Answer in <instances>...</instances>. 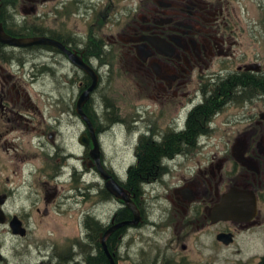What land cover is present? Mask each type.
Listing matches in <instances>:
<instances>
[{"label":"flooded vegetation","instance_id":"obj_1","mask_svg":"<svg viewBox=\"0 0 264 264\" xmlns=\"http://www.w3.org/2000/svg\"><path fill=\"white\" fill-rule=\"evenodd\" d=\"M0 29L57 42L0 40V148L12 162L0 164V264H264V0H0ZM68 51L98 75L84 110L137 222L91 156L77 102L93 78ZM115 73L139 88L131 121L143 127L120 169L100 138L113 105L92 108ZM48 76L65 78L62 92L76 84V149L64 108L46 116L37 104L33 86ZM139 164L137 179L130 169ZM92 193L91 206L76 198ZM65 198L87 233L59 250L28 233Z\"/></svg>","mask_w":264,"mask_h":264},{"label":"rangeland","instance_id":"obj_2","mask_svg":"<svg viewBox=\"0 0 264 264\" xmlns=\"http://www.w3.org/2000/svg\"><path fill=\"white\" fill-rule=\"evenodd\" d=\"M65 78H59L55 80L51 76L41 77L34 84L33 89L38 97V106L45 113H51L54 116H60L59 110L63 108L64 118H70V124L68 129V143H74L75 149L77 148L76 138L80 131V127L77 124L72 123V118L75 117L72 107L75 108L76 96V84L68 83L65 85V90L62 92V83H65ZM74 85V87H73ZM139 92V88L131 82V79L127 75L121 73H115L111 77V82L105 80L101 84L98 92L93 99L92 108L97 112H101L107 104H112V115L114 118L111 122V128L105 131L101 136V143H103L106 155L108 158H112V164L118 169L126 167L131 161L132 149L135 146L139 135L141 134L142 122L139 121L137 125H134L132 120L133 115L138 112L137 105L141 103V99H137L135 96ZM133 96V98H129ZM63 98V99H62ZM50 113L48 116H51ZM137 117H140L138 114ZM122 118H125L126 121ZM62 129V130H61ZM60 130L66 132V129ZM34 134V132H30ZM6 149V148H4ZM5 162L8 166L12 165L7 153L0 148V164ZM94 179L93 174L87 175V180ZM20 181V179H19ZM23 181V179H22ZM8 181L0 175V184H5ZM92 192L96 191V188L91 189ZM76 198L80 200V203L85 198L86 206H91L92 200H95V193L83 196L77 194ZM73 201L76 203L75 197ZM106 208V206H102ZM80 207L76 204L68 203L66 198L63 200V205L60 208L61 211L53 207L52 216L44 219L42 222H30L31 230L28 233L29 236L36 235L38 240H43L45 236H48L54 245L59 246V250H63V246L71 241L74 236L85 235L87 233L86 228L79 222V210ZM108 210V208H106ZM6 243L12 245L11 233L6 232L4 234ZM24 244H28L26 240L22 241ZM7 257L10 259L14 256V249L9 248ZM0 262H3L0 260Z\"/></svg>","mask_w":264,"mask_h":264},{"label":"water","instance_id":"obj_3","mask_svg":"<svg viewBox=\"0 0 264 264\" xmlns=\"http://www.w3.org/2000/svg\"><path fill=\"white\" fill-rule=\"evenodd\" d=\"M0 40L3 42H10V43L15 44V45H25V46L26 45L39 44V43H52V44L56 43L57 44L56 41H53L52 39H49L47 37H34V38H28V39H12L8 35H6V33L2 29H0ZM59 46L62 47L63 50L67 51V49L63 45H61L60 43H59ZM68 52L70 53V57H71L73 63H75L77 66H80L81 68L85 69L89 74H91V76L93 78V83L83 93H81V95L78 99V102H77L78 112L86 120L87 127H88L89 136L86 133L85 141L87 143V141L90 137L93 139V148L91 149V156L96 161L97 167L101 171L103 177L108 179V181L106 183L108 190L110 192H112L113 194H115L117 197L124 199L125 201L128 202V204L134 209V212H135L136 218H135L134 222H137L138 211H137L135 205L132 203L131 199L128 198L126 190L124 189V187L122 185H120V183L118 181H116L109 173H107V171L105 170V168L102 165L100 143H99L98 137L96 135L94 125H93L92 121L90 120L88 114L84 110V105L89 100V98L91 96V91L93 89H95L98 85V75L93 71V69L90 66L85 64L80 57L71 54L70 51H68ZM122 224L123 223L119 224V226ZM13 226H14V231L16 233H19V232L22 234L25 233V229L23 227H20V222L14 223ZM115 228H116V226H113L106 231V233L103 237V241L105 240V238L107 236H109L113 232V230Z\"/></svg>","mask_w":264,"mask_h":264},{"label":"trees","instance_id":"obj_4","mask_svg":"<svg viewBox=\"0 0 264 264\" xmlns=\"http://www.w3.org/2000/svg\"><path fill=\"white\" fill-rule=\"evenodd\" d=\"M130 171H131V174H132L133 176H135V177L138 179V178H139V177H138V176H139V173L142 172L143 169H142L141 164H139V165L136 166V167H132V168L130 169ZM135 174H136V175H135Z\"/></svg>","mask_w":264,"mask_h":264}]
</instances>
